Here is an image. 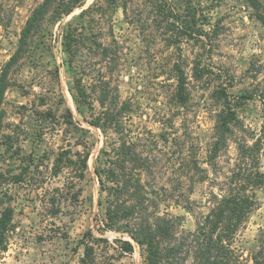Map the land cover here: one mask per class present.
<instances>
[{
    "label": "rangeland",
    "instance_id": "obj_1",
    "mask_svg": "<svg viewBox=\"0 0 264 264\" xmlns=\"http://www.w3.org/2000/svg\"><path fill=\"white\" fill-rule=\"evenodd\" d=\"M96 1L82 0L70 14L52 22L45 21L29 50L6 66L18 47L26 20L42 0H0V77L6 72V87L0 104V172L20 170L18 155L13 153L20 147L21 154H32L36 160H42L43 174L35 176L38 179L46 177L43 188L36 187L33 179L0 187V215L5 207L13 208L6 250L0 252V264H81V240L93 242L92 238L99 237L106 238L107 242L94 241L97 262L93 264H99L103 256L110 254L112 264H144L143 250L125 232L102 230L104 214L99 199L105 194L100 192L94 167L105 137L99 128L87 122V113L77 110L73 79L62 45L67 24H79L82 11ZM260 1L264 11V0ZM200 4L205 17L199 25L205 33L198 40L193 37L195 32L192 36L183 35L174 45L177 48L165 44L162 29L150 23L151 14L146 18L150 8L147 2L139 7L128 5L131 9L127 19L120 7L115 10L107 7L108 17L93 30L101 34L104 42L114 38L119 43L120 58L113 70L112 83L121 99L130 98L134 102L137 109L132 122L159 133L162 130L159 119L168 113L167 98L174 83L170 71L173 62L181 63L190 75L195 55L202 52V64L208 66L210 73L207 79L200 81L189 77L191 98L175 118L177 135L187 132L199 155H205L213 133L214 114L219 107L211 93L217 86H225L230 98L239 102L236 111L246 138L251 141L253 137H261L263 140L260 165L264 170V26L256 18L254 8L244 0H201ZM131 16L135 17L133 21ZM65 108H69L74 120L69 139L73 143L84 142L89 150L88 169L85 177L76 182L80 189L78 199L64 200L61 210L51 215L45 188L62 186L65 180L63 174L49 176L65 125H55L53 118L46 115L43 119L39 112L50 109L62 117ZM40 125L52 128L53 134L47 133L44 139L36 137ZM4 134L12 136V149L7 152ZM161 148L162 151L155 152L158 165L153 183L159 192L170 186L174 175L168 147L161 144ZM229 154H234L233 144ZM207 188V183L196 184L191 198L203 201ZM257 197L260 205L236 240L244 255L255 246L259 231L264 229V188L257 190ZM159 212L180 216L183 229L195 226L193 216L180 204L161 202ZM87 232L92 234L91 238ZM125 239L133 244L131 252H122L119 248L121 240Z\"/></svg>",
    "mask_w": 264,
    "mask_h": 264
},
{
    "label": "trees",
    "instance_id": "obj_2",
    "mask_svg": "<svg viewBox=\"0 0 264 264\" xmlns=\"http://www.w3.org/2000/svg\"><path fill=\"white\" fill-rule=\"evenodd\" d=\"M81 1L42 0L26 20L18 47L6 66L29 50L31 41L45 21L52 22L70 14ZM200 1L97 0L82 11L79 24H67L63 30L62 45L73 79L77 110L87 113V122L99 128L105 137L94 167L100 192L105 194L99 199L104 214L102 230L125 232L143 250L144 264H264V229L259 231L255 246L246 255L236 244L239 232L260 205L257 190L264 188V170L260 165L263 140L261 137H253L251 141L246 138L245 128L236 111L239 102L230 98L225 86L212 90L211 97L219 107L214 114L212 137L203 157L188 139L187 132L177 135L175 118L191 98L189 77L200 81L207 79L210 73L208 66L202 64V52H198L190 75L178 61L173 62L170 68L174 83L167 98L168 113L159 119L162 130L154 133L134 124L132 117L137 109L134 102L130 98L121 99L112 83L113 70L120 58L119 43L114 38L104 42L101 34L93 30L108 17L107 7L112 10L120 7L127 19L131 9L128 5L139 7L147 2L150 8L146 18L151 14L150 23L162 29L165 44L177 48L174 45L183 35L192 36L195 32L193 37L198 40L205 33L199 25L205 17ZM244 1L254 8L256 18L264 26L261 1ZM134 18L131 16V21ZM5 73L0 77V104L6 87ZM39 115L43 119L47 118L46 115L53 118L55 125H65L62 143L57 148L49 172L51 177L63 174L65 180L62 186L45 188L51 215H56L64 200L78 199L80 189L76 182L85 177L89 150L84 142L73 143L69 139L74 122L69 108H65L62 117L50 109L45 113L39 112ZM44 127L40 125L36 130L39 139L53 134L52 128ZM4 136L7 152L12 149V136ZM161 144L168 147L166 152L173 158L170 169L174 175L170 186L159 192L153 183L158 165L155 152L162 151ZM232 144L233 156L229 154ZM13 153L18 155L20 170L17 173L0 172V187L33 179L36 187L43 188L46 177L38 179L35 176L36 173L43 174L40 168L42 160H36L32 154H21L20 147ZM200 183H207L208 187L203 201L191 198L194 186ZM161 202L180 204L193 216L194 228H181L178 215L160 213ZM12 214L13 208L7 206L0 215V252L6 250ZM87 234L92 237L90 232ZM92 239L93 242L81 240V264L96 261L94 241L107 242L102 237ZM119 248L122 252H131L133 244L128 239L121 240ZM111 258V254L103 256L99 264H112Z\"/></svg>",
    "mask_w": 264,
    "mask_h": 264
}]
</instances>
